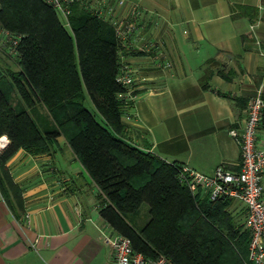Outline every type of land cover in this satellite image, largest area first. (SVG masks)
<instances>
[{
    "label": "crops",
    "instance_id": "1",
    "mask_svg": "<svg viewBox=\"0 0 264 264\" xmlns=\"http://www.w3.org/2000/svg\"><path fill=\"white\" fill-rule=\"evenodd\" d=\"M131 5L142 13L136 48L121 53L140 77L123 116L129 141L206 174L224 162L237 169L241 146L232 129L243 128L252 96L264 98V0H124L120 11ZM159 54L172 68L156 66ZM12 63L0 45V72ZM8 166L25 206L12 208L0 191V264H118L103 241L114 233L99 187L64 136L47 153L19 149ZM230 204L233 214L241 205L248 215L241 201Z\"/></svg>",
    "mask_w": 264,
    "mask_h": 264
},
{
    "label": "trees",
    "instance_id": "2",
    "mask_svg": "<svg viewBox=\"0 0 264 264\" xmlns=\"http://www.w3.org/2000/svg\"><path fill=\"white\" fill-rule=\"evenodd\" d=\"M69 21L44 0H0V25L20 37L18 55L9 54L17 69L0 72V137L11 140L0 150V191L8 204L25 206L8 160L19 149L47 153L64 136L99 187L104 220L136 251L173 264H252L251 231L229 209L232 199L193 195L180 164L129 141L114 28L78 3ZM88 95L105 124L86 106Z\"/></svg>",
    "mask_w": 264,
    "mask_h": 264
},
{
    "label": "built area",
    "instance_id": "3",
    "mask_svg": "<svg viewBox=\"0 0 264 264\" xmlns=\"http://www.w3.org/2000/svg\"><path fill=\"white\" fill-rule=\"evenodd\" d=\"M53 6L65 26L70 27L69 16L74 4H81L88 11L109 23L115 30L120 43V56L123 48H136L135 35L138 30V19L141 9L131 5L127 13L120 11L124 0H44ZM0 45L7 49L11 56L19 53L20 37L11 30L0 25ZM149 47V45H148ZM148 47H137L146 50ZM158 68H172V60L164 54L156 58ZM138 75L121 60V68L117 81L126 90L120 93L126 105H131L137 98ZM264 118V98L256 93L249 99L246 107V117L241 130L232 129L241 146V158L237 169L228 163H221L213 174L198 171L188 164H180L178 174L193 195L204 193L211 200L223 197L241 201L248 209L246 225L251 231L249 244V259L252 264H264V145L258 142V133ZM9 146V140L0 137V150ZM103 241L111 247L118 264H173L165 255L156 258L147 257L135 250L129 237L120 234H105Z\"/></svg>",
    "mask_w": 264,
    "mask_h": 264
},
{
    "label": "rangeland",
    "instance_id": "4",
    "mask_svg": "<svg viewBox=\"0 0 264 264\" xmlns=\"http://www.w3.org/2000/svg\"><path fill=\"white\" fill-rule=\"evenodd\" d=\"M61 18V16H60ZM13 64V68L15 69L16 66ZM4 81V80H2ZM86 106L94 113V115L96 116V118L102 123V124H105V121L103 120L101 114L96 110L94 104H93V101L91 100L90 96L88 95L87 99H86ZM231 205V204H230ZM230 205H229V209H230ZM148 209H149V205L147 203H145L142 207V216H146V218L148 219ZM234 212H236V214H234L238 221L241 223V222H244L245 224V227L247 228V225H246V221L244 220L246 218V210L241 206V205H237L236 206V209L234 210Z\"/></svg>",
    "mask_w": 264,
    "mask_h": 264
}]
</instances>
